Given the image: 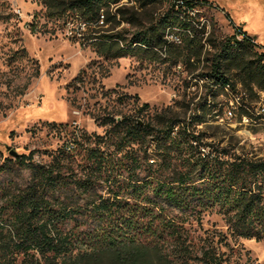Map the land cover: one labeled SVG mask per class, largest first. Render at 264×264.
I'll use <instances>...</instances> for the list:
<instances>
[{"label":"rangeland","instance_id":"rangeland-1","mask_svg":"<svg viewBox=\"0 0 264 264\" xmlns=\"http://www.w3.org/2000/svg\"><path fill=\"white\" fill-rule=\"evenodd\" d=\"M122 3L128 11H137L141 23L118 17L121 21L110 22L100 34L122 33L130 38L142 24L158 20L170 8L169 0H154L146 7L137 0ZM199 5L202 20L211 23L220 37L233 34V24L241 25L264 46V0H201ZM65 13L50 14L41 0H0V184L23 187L30 182L31 170L16 162L17 154L33 156L38 164L55 162L63 178L57 194L70 212L62 226L88 231L102 222L90 212L92 199L96 203L112 199V191L120 190L132 175H146L145 147L111 131L104 118L134 116L146 121L165 109L181 119L195 116L190 128L206 144L207 152L193 142L191 156L264 157V113H256L264 101L262 92L250 94L240 85L231 91L213 88L209 92L206 77H198L206 62L196 68L179 67L168 56L129 53L107 58L97 52L93 38L69 37ZM178 22L168 18V23ZM232 90L246 93L247 120L241 116L242 106L226 116ZM204 96L210 103H199ZM203 111H209L206 121L198 123ZM91 148L104 152L107 173L92 193H84L76 182L95 170L85 158ZM148 153L158 159L154 146ZM4 201L0 194V204ZM166 207L165 215L177 222L180 242L193 251L188 257L176 254L178 264H203L198 257L207 247L215 249L221 264H264V237L235 238L219 207L199 214ZM164 230L161 238L173 248L176 234ZM23 257L20 254L19 260Z\"/></svg>","mask_w":264,"mask_h":264},{"label":"trees","instance_id":"trees-1","mask_svg":"<svg viewBox=\"0 0 264 264\" xmlns=\"http://www.w3.org/2000/svg\"><path fill=\"white\" fill-rule=\"evenodd\" d=\"M137 1L140 7H146L154 0ZM184 1L183 7L177 6L176 0H169L166 15L148 25L142 24L130 38L122 33L100 34L105 27L97 26L101 13H105L107 26L112 21H139L137 11H128L122 0L41 3L50 14L68 12L63 19L65 25L73 22L79 27L85 22V39L93 38L97 52L107 58L129 53L168 56L175 65L196 68L206 62V70L198 77H206L204 85L209 92L213 88L225 90L226 86L235 90L240 85L250 94L264 93V46L241 25L233 24V34L220 37L211 23L202 21L201 0ZM169 17L178 20L177 25L168 23ZM171 34L180 35L181 42L170 40ZM203 102L210 103L209 97L204 96L199 103ZM245 106L242 117L250 116V109ZM208 112L198 115V123L206 121ZM193 119H181L171 109L156 111L146 121L134 116L104 118L105 125H112L111 131L145 147L146 175H132L129 182L119 186L120 190L112 191V199L100 196L98 203L92 199L90 212L102 222L88 227V231H70L62 226L70 212L68 204L57 194L63 178L53 166L55 162L38 164L33 156L17 154L16 162L29 168L32 177L23 187H13L12 182L0 184V194L5 196L0 204V264H178L176 254L188 257L193 251L180 242L177 222L165 215L166 206L183 214H199L217 206L225 214L235 238L262 239L264 157L223 158L205 153L191 156L193 142L206 145L191 131ZM152 146L157 160L148 153ZM85 158L95 170L76 183L84 193H92L102 174L107 173V158L99 148H91ZM110 176L106 175L107 179ZM166 228L176 234L173 248L161 238ZM20 254L24 255L21 260ZM198 258L203 264L222 263L213 247L204 248Z\"/></svg>","mask_w":264,"mask_h":264},{"label":"built area","instance_id":"built-area-1","mask_svg":"<svg viewBox=\"0 0 264 264\" xmlns=\"http://www.w3.org/2000/svg\"><path fill=\"white\" fill-rule=\"evenodd\" d=\"M176 2H177V6H185V1L184 0H176ZM202 21L206 22L204 20H202ZM97 26L98 27H106L107 26L106 16L104 15V13L99 15L98 25ZM66 29L69 32V37L75 38L77 40H85V36H84V32H83L84 30H86V23L85 22H81L79 27L74 25L73 22H68V23H66ZM238 37H240V36H238ZM172 40L175 41V42H178V43L181 42L180 35L173 34L172 35ZM177 66L182 67L181 64H179ZM245 95H246L245 92H242V91L239 90L238 99H230V101H229L230 105L226 108V116H230V117L233 116V114L235 112V108L237 106L241 107V105H244L243 104V99H244ZM262 97H263V100H264V94H262ZM256 113H258V114L264 113V101L259 104V107L257 108ZM200 148H202V150L204 152H207V150L205 148V145H200ZM150 161L153 162L154 160L150 159Z\"/></svg>","mask_w":264,"mask_h":264},{"label":"bare ground","instance_id":"bare-ground-1","mask_svg":"<svg viewBox=\"0 0 264 264\" xmlns=\"http://www.w3.org/2000/svg\"><path fill=\"white\" fill-rule=\"evenodd\" d=\"M102 14V13H101ZM100 14V15H101ZM105 15V13H104ZM172 36V35H171ZM240 39V37H238ZM228 91H231L230 87L229 86H226L225 87ZM264 94V93H263ZM239 97V91H236L235 93H233V90H232V98L231 99H238ZM241 106H244V105H241ZM245 120H247L248 116H244L243 117ZM154 160V159H153Z\"/></svg>","mask_w":264,"mask_h":264},{"label":"water","instance_id":"water-1","mask_svg":"<svg viewBox=\"0 0 264 264\" xmlns=\"http://www.w3.org/2000/svg\"><path fill=\"white\" fill-rule=\"evenodd\" d=\"M140 123H142L141 121H139ZM12 153H14V152H12Z\"/></svg>","mask_w":264,"mask_h":264},{"label":"crops","instance_id":"crops-1","mask_svg":"<svg viewBox=\"0 0 264 264\" xmlns=\"http://www.w3.org/2000/svg\"><path fill=\"white\" fill-rule=\"evenodd\" d=\"M258 35V34H257Z\"/></svg>","mask_w":264,"mask_h":264}]
</instances>
